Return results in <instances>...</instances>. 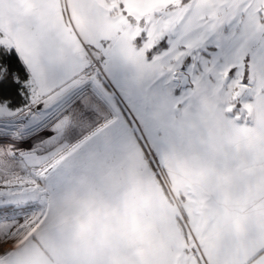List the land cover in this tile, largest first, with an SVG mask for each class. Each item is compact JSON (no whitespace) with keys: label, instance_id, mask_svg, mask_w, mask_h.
<instances>
[{"label":"snow or ice","instance_id":"snow-or-ice-1","mask_svg":"<svg viewBox=\"0 0 264 264\" xmlns=\"http://www.w3.org/2000/svg\"><path fill=\"white\" fill-rule=\"evenodd\" d=\"M0 264H264V0H0Z\"/></svg>","mask_w":264,"mask_h":264},{"label":"crops","instance_id":"crops-1","mask_svg":"<svg viewBox=\"0 0 264 264\" xmlns=\"http://www.w3.org/2000/svg\"><path fill=\"white\" fill-rule=\"evenodd\" d=\"M115 160H108L101 163V165L97 167L99 173L94 177L89 178L85 185V190L91 189L98 193L104 192L107 184L116 196V200L112 203L114 206H119V204H122V202L131 194L133 186L129 183L128 177L121 172L120 161L117 159ZM163 183L167 201H170L173 207H179L181 205V200L169 191V186L166 181Z\"/></svg>","mask_w":264,"mask_h":264},{"label":"clouds","instance_id":"clouds-1","mask_svg":"<svg viewBox=\"0 0 264 264\" xmlns=\"http://www.w3.org/2000/svg\"><path fill=\"white\" fill-rule=\"evenodd\" d=\"M109 248H111L110 241L100 232H93L85 235L76 245L77 253L82 258L90 261H95L101 258Z\"/></svg>","mask_w":264,"mask_h":264},{"label":"rangeland","instance_id":"rangeland-1","mask_svg":"<svg viewBox=\"0 0 264 264\" xmlns=\"http://www.w3.org/2000/svg\"><path fill=\"white\" fill-rule=\"evenodd\" d=\"M108 160H110V161H114L115 158H109ZM108 160L106 159V160H103V161L96 162V163L94 164L93 175H92L90 178L94 177L97 173H99V171L97 170V167H99V165H101V163H103L104 161H108ZM115 161H116V160H115Z\"/></svg>","mask_w":264,"mask_h":264}]
</instances>
